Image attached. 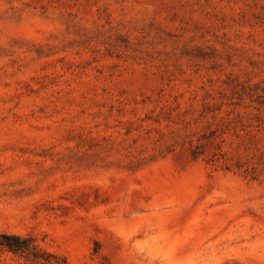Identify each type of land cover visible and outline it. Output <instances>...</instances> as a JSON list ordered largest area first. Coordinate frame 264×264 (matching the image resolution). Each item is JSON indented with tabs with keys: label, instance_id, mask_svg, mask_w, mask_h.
<instances>
[{
	"label": "rangeland",
	"instance_id": "374dc122",
	"mask_svg": "<svg viewBox=\"0 0 264 264\" xmlns=\"http://www.w3.org/2000/svg\"><path fill=\"white\" fill-rule=\"evenodd\" d=\"M216 105L260 125L222 149L264 157V0H0V234L67 264H264V177L189 159Z\"/></svg>",
	"mask_w": 264,
	"mask_h": 264
},
{
	"label": "trees",
	"instance_id": "16d2710c",
	"mask_svg": "<svg viewBox=\"0 0 264 264\" xmlns=\"http://www.w3.org/2000/svg\"><path fill=\"white\" fill-rule=\"evenodd\" d=\"M223 106L216 105L213 108L206 109L207 115H211L212 123L208 125L206 133H203L197 143L191 147L189 159L191 161L203 158L208 163L217 164L220 169L230 172L236 171L241 173L245 178L251 181H258L264 177V157L262 154L259 156L250 155H234L231 152L224 151L221 147L225 143V137L232 134V137H239V133H244L246 143H243L244 154H248L251 144L255 142V137L251 135V128L260 129V125L253 126L251 123H244V116L237 113L236 117L230 119L233 114L232 111L226 113L225 118H219ZM259 121V119H256ZM260 122V121H259ZM214 124L215 128H211ZM219 140L220 142L218 143ZM258 149H256V152ZM237 153V150H236ZM0 250L6 251L13 255L15 258L23 260L25 264H67L64 259L56 260L43 253L34 245L32 238H22L14 234L1 233L0 234ZM51 258L55 262L49 260ZM60 261V263H58Z\"/></svg>",
	"mask_w": 264,
	"mask_h": 264
}]
</instances>
